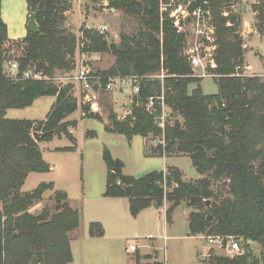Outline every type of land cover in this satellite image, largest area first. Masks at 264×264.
Returning <instances> with one entry per match:
<instances>
[{
    "label": "trees",
    "instance_id": "obj_1",
    "mask_svg": "<svg viewBox=\"0 0 264 264\" xmlns=\"http://www.w3.org/2000/svg\"><path fill=\"white\" fill-rule=\"evenodd\" d=\"M180 1V0H179ZM232 0H184L193 12L202 8L210 13L214 27L215 67L207 72L218 85V93L204 94L202 77H196L189 55L184 52L185 34L178 31L171 17L170 0H109V8L136 17L142 26L138 36L122 35L121 43L108 42L104 33L82 27L83 53H110L115 64L105 77H136L139 93L133 97L130 115L119 119L111 110L105 130L124 135L162 137L151 155H187L199 179L186 182L178 167L154 171L140 178L124 174V163L104 147L102 159L107 168L105 197L128 198L133 218L152 206L161 208L167 201L168 223L181 205L192 209L189 215L191 236H228L242 239L245 249L233 258L214 256V264H264V79L247 77L244 70L245 47L241 35L242 19L225 9ZM29 13L39 10V32L28 31L22 40L8 37L0 0V264H71L74 260L70 234L81 224V212L73 209L65 191L55 192V213L45 208L41 214L29 212L42 201L54 182H41L24 193L30 174L48 173L40 142L66 136L76 140L67 121L78 110L71 86H58L57 72L75 69L77 36L63 25L71 10V0H26ZM168 9L163 10L162 4ZM180 6V3H178ZM175 8V9H176ZM256 31L264 41V0L253 5ZM19 65V80L8 73V62ZM264 65V57H262ZM43 75L42 80L22 79L26 71ZM165 73L164 85L154 76ZM196 84V88L189 90ZM171 117H182L173 125L160 127L161 97ZM43 97H56L45 120L11 119L8 110L24 109ZM154 105L149 109L150 99ZM87 118H102L84 108ZM47 133L37 142L33 133ZM95 136L94 133H90ZM74 147L60 149L73 151ZM222 182L226 195L214 185ZM124 186L131 187L128 195ZM210 201V206L206 202ZM211 219H208V217ZM99 222L89 226L92 238L103 237ZM249 243L259 246V255ZM136 264H143L136 257ZM161 264V263H146Z\"/></svg>",
    "mask_w": 264,
    "mask_h": 264
},
{
    "label": "rangeland",
    "instance_id": "obj_2",
    "mask_svg": "<svg viewBox=\"0 0 264 264\" xmlns=\"http://www.w3.org/2000/svg\"><path fill=\"white\" fill-rule=\"evenodd\" d=\"M170 1V7L172 8L171 14L174 13L173 16L175 17H186L185 20L182 19L181 23L183 27L182 33L185 34L186 38L185 54H192L197 44L200 49V57L203 64L194 66V73L196 77L203 78L201 87L204 94L211 95L218 93V85L212 78V75H209L207 72L208 66L215 67V63L212 60L215 47L213 46L214 27L211 23V17L206 16L207 20L204 18L200 19V22L202 20L205 21L200 23L199 19H197V16L194 14L192 16H189V14L182 16L181 11L177 14L179 9L176 12L174 11L176 6L179 5L178 3L184 7V0ZM258 2L259 0H232L231 4L225 9V12L226 14L229 12L236 13L242 19L241 35L243 37L246 52L245 76H258L264 79V72H262L264 70H262L260 66L262 57H264L260 55L261 52L264 54V41L261 37V40L253 39V34L249 32L251 30L257 32L256 14L253 11V5ZM24 3L26 4V0H2L3 11L10 22V38L15 41L24 39L27 36L26 34H28V22L27 27L25 24L26 33L22 31L18 24L25 5ZM109 3V0H71V10L66 14L63 27L74 33L78 39L75 69L66 74L57 72V77L54 82L58 86L70 85L74 87V89L77 87V90L75 89V91H73L75 97L76 95L78 96V94L80 95V91L81 94H83L80 84L71 79L80 67H88L93 73L99 74V72L109 70L114 66L116 61V58L110 53H83L80 29L82 27L97 29L100 33L106 35L108 42L116 43L117 45L121 43L122 35L130 37L138 36L142 29L139 19L121 10L110 9ZM162 7L163 10H166L169 6L163 3ZM248 32L250 34H247ZM205 38L209 39L206 40ZM261 63H263V61ZM250 66H252V68H250ZM156 77L162 81L164 85L166 76L163 71L157 73ZM132 85V81H130V83L122 89L119 85L113 92L101 91L97 94V98L92 101V103H96L95 105L87 103L84 100V96L83 103L81 104L80 99L76 97L78 108L80 107L82 113L87 106H89L92 111L94 107L97 106V115L103 120L101 122L97 119H88L82 121L73 130L77 138L78 148L76 151L53 153L47 150L51 145H70V140L65 138L60 140L55 139V137L52 144L49 142H40V149L44 160L55 167L48 173L30 174L22 191L24 193L31 192L36 189L41 182H54L55 188L53 191L46 192L42 201L36 202L30 207V213L39 215L45 208H48L51 213H55V192L61 190L67 192L68 201L73 203L75 207L80 208L81 205L85 207V222L87 219L95 220V218H100L99 211L96 210L93 205L95 204V199L91 198H99V195L105 190L106 168L102 159L104 147H107L114 157L120 159L124 163V170L131 176L142 177L150 172L162 171L169 166H175L182 171L183 178L186 182L201 177L194 168L191 158L187 155L173 156L171 159H164L162 156L151 155L153 149L150 151L149 149L147 150L142 136H134L131 140H128L124 135L109 133L105 130L106 124H109L108 117L111 110L116 112L118 117H128L127 114L130 115L131 107L129 106L135 96ZM195 88L196 84H193L190 86L189 90L192 91ZM127 92L129 95L125 97L123 94ZM54 100L53 97L40 98L30 107L24 109H11L7 112V117L11 119L45 120L52 108ZM163 112L164 119L161 121L164 123L163 130L166 125H173L176 120H179L181 123L183 122L180 116L171 117L170 110L167 107H164ZM88 130L95 132V137H86ZM88 136H91V134ZM161 139L162 137H154L151 134L145 138L148 147L152 144L158 145ZM222 185L223 183L219 182L216 186L214 185V189L216 191H222L223 194L226 195V188H222ZM84 197L87 198V203L83 202ZM167 206L169 207V204L165 201L163 207L150 210L148 212L149 214H145L139 220L132 218L127 209V218L124 221L123 240L120 242L122 249L124 246L128 247L132 242H136L142 253L156 254L158 260L164 261L166 259L169 264H214L211 261L213 255L229 258L237 256V254H230L227 250L209 244L207 238L212 236H191L189 215L192 209H188L184 205L179 206L174 211L172 222L168 223L165 218ZM121 215H124L123 211H121ZM235 239L239 243L242 254L246 243L242 239ZM152 246L156 247V251L152 250ZM249 247L253 253L259 255L260 249L257 244L249 243ZM74 252L76 254L75 264H78L80 255L76 245L74 246ZM123 253L125 254V251ZM140 259V261H142V258Z\"/></svg>",
    "mask_w": 264,
    "mask_h": 264
},
{
    "label": "crops",
    "instance_id": "obj_3",
    "mask_svg": "<svg viewBox=\"0 0 264 264\" xmlns=\"http://www.w3.org/2000/svg\"><path fill=\"white\" fill-rule=\"evenodd\" d=\"M29 14L30 13L28 10L27 2H26V4L24 5V8H23V11L21 12V16H20L19 22H18L19 26L21 27V29L24 33H26L25 32V24L27 27V22L29 21ZM2 18L7 25V33H8V37L10 38V34H9L10 33L9 23L10 22L6 18V14L3 11V4H2ZM27 19H28V21H27ZM249 32L253 34V39L261 40L260 35L257 32H255L254 30H251ZM249 32L247 34H250ZM260 55L264 56V54L262 52L260 53ZM261 62H260V66H261L262 70H264L263 63H261ZM250 68H252V66H250ZM262 72H264V71H262ZM71 89H72L71 92L73 94L74 93L73 91H75V89L77 90V87H75V89H74V87H72ZM76 94H77V91H76ZM123 95L125 97H127L129 95V93L127 92L126 94H123ZM73 96L75 97L74 94H73ZM83 96H84V94H81V91H80V95L79 94H78V96L76 95V97L80 99L81 104L83 103L82 102ZM53 98L55 99L54 100V103H55L56 97H53ZM131 105H132V103H131ZM131 105H130V107H131ZM86 108H88L90 112L97 114V110H98L97 106L94 107L95 111L94 110L92 111L89 108V106H87ZM8 111H10V110H8ZM99 111H100V109H99ZM127 116H129V115L127 114ZM69 118H67L66 120L67 121H76L77 126L82 121L92 119V118H87L85 112H83V113L81 112L80 107L78 108V110L75 113L71 114L69 116ZM118 118L124 119L126 117H118ZM31 120L40 121V120H36V119H31ZM75 128H70V132L76 140L75 145L72 144L70 141V145H66V146H58V145L52 146L51 145L50 147L47 148V150L49 152H53V153H66V152H61L60 149L74 147L73 151H76L78 148V145H77V138L75 137V134L73 133V130ZM90 133H94V135H95V132L88 130L86 133V137H90V138L95 137L93 135L88 136ZM64 138L68 139L66 136H63L62 138L56 137L55 139L62 140ZM53 142H54V139L52 141H50L49 143L52 144ZM144 144L147 147V150L149 149V151L151 149H154L157 146L156 144H152V145H150V147H148L147 141L145 140V138H144ZM39 146H40V143H39ZM73 151H70V152H73ZM171 157H173V156H171ZM171 157L164 156L163 158L164 159H171ZM114 158L118 159L116 157H114ZM50 166H51V171H52L53 167H55V166H52V165H50ZM124 167H125V165H124ZM169 167H175V166H169ZM105 168H106V165H105ZM167 168L165 170H162V171H166ZM123 172L125 175L131 176L124 169H123ZM133 177H135V176H133ZM135 178H140V177H135ZM106 184H107V168H106ZM105 190H106V186H105ZM105 190H104V192H102L99 195V198H91V199H95V204H93V205H94L95 209L99 211V215H100V218L99 217L95 218V220L87 219V221L85 222V220H84L85 207L81 205L80 208H77L73 205V203L68 201L70 206L73 209L79 210L81 212L80 227L70 234L71 248H72L73 257H74V260L71 264L76 263V254L74 252V246L75 245L78 247V251H79V255H80V259L78 261V264H136L135 259L137 256L139 258H142L141 262L143 264L152 263V262H157V263H161V264H169V262L166 259L164 261L158 260L156 258L157 257L156 254L154 255L153 253H142L136 242H132V244H129L128 247L124 246V248L122 249L120 242H121V240H123L122 237H123V232H124V227H125L124 221L127 218V216H126L127 209L129 211V214H130L129 201H128V198H126V197L125 198L105 197L104 196ZM85 197L83 198V202L87 203L88 200ZM155 209H157L155 206H152L148 209H145L134 219L139 220L145 214H149L148 212L150 210H155ZM86 210H87V208H86ZM121 211H123V213H124L123 216L121 215ZM165 212H166V210H165ZM130 216H131V214H130ZM165 218H166V215H165ZM166 221H167V219H166ZM93 222H99L103 225L104 230H105V234L103 237H99V238L90 237V235H89V226L90 225L89 224H91ZM165 240H166V237H165ZM133 248H135V251L133 250ZM152 250L156 251V247L152 246ZM124 251H125V254L123 253ZM207 255H208V253H207ZM214 256H216V255H213L212 257H214Z\"/></svg>",
    "mask_w": 264,
    "mask_h": 264
},
{
    "label": "built area",
    "instance_id": "obj_4",
    "mask_svg": "<svg viewBox=\"0 0 264 264\" xmlns=\"http://www.w3.org/2000/svg\"><path fill=\"white\" fill-rule=\"evenodd\" d=\"M179 7V8H178ZM174 12L177 11V14L181 11L182 16H186L189 14V16H192L193 14L197 16V19H206V16H210L209 12H205L202 8H198L194 10L193 12H189L187 7H182L181 5L178 6ZM185 9V10H184ZM174 14V13H173ZM172 15V18H174V25L178 29L179 32L182 33V19L185 20V18H180V17H175ZM188 17V16H187ZM195 19L194 17H192ZM205 21H201L200 23H203ZM199 34V32H198ZM206 39V38H205ZM209 39V38H207ZM206 39V40H207ZM202 42V41H200ZM198 43V42H197ZM189 59L191 62L192 67L194 66H199L202 65V59L200 57V49L198 47V44L196 46V49L192 51V54H188ZM18 71H19V65L15 61H9L8 62V73L9 76L12 77L14 80H19L20 77H18ZM164 73V72H163ZM165 74V73H164ZM156 77V76H154ZM157 78V77H156ZM22 79H35V80H42L43 75L40 73H35L33 70L26 71ZM72 80L78 82L80 84L83 94H84V100L87 103H91V105H95L96 103H92L93 99L97 98V94L100 93L101 91H115L117 86H119L121 89L124 88L125 86L132 81V90L135 95L139 93V84L137 82L136 77H123V76H109L105 77L100 74L93 73L88 67H80L74 76L71 77ZM56 78L54 79V81ZM161 105H162V110L164 111V107H166L165 102H164V97L162 96L161 98ZM154 105V99H150V103L148 105V108L150 109ZM164 113V112H163ZM162 113V116L160 118V127L164 128V123H162V119H164V115ZM207 242L211 245H214L220 249L227 250L230 254H241V249L239 246V243L237 240L233 237H228V236H212L207 238ZM135 251V248H133Z\"/></svg>",
    "mask_w": 264,
    "mask_h": 264
},
{
    "label": "water",
    "instance_id": "obj_5",
    "mask_svg": "<svg viewBox=\"0 0 264 264\" xmlns=\"http://www.w3.org/2000/svg\"><path fill=\"white\" fill-rule=\"evenodd\" d=\"M112 10H115V9H112ZM38 12H39V10L31 11L30 14H29L28 31H30L32 33H37L40 30V27H39V25L37 23ZM46 134L47 133L34 132L33 133V137L38 142L39 139L41 137L45 136ZM123 188L125 189V191L127 192L128 195L131 194V191H132V188L131 187L124 186ZM210 204H211L210 201H207L206 202V206L207 207H209ZM208 219H211V217L209 216Z\"/></svg>",
    "mask_w": 264,
    "mask_h": 264
}]
</instances>
